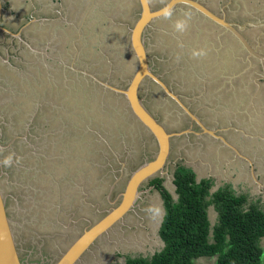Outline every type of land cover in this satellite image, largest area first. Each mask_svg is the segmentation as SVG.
<instances>
[{"label": "rangeland", "instance_id": "rangeland-1", "mask_svg": "<svg viewBox=\"0 0 264 264\" xmlns=\"http://www.w3.org/2000/svg\"><path fill=\"white\" fill-rule=\"evenodd\" d=\"M74 1H66L60 14L54 11V15H60L63 21L69 22L61 25V31L69 29L68 33L65 30L60 34L59 31V35L66 37L58 36L55 41L59 42L60 49L67 46L78 48L77 52H70L74 54L73 62L79 64L77 68L86 67L87 71L100 74L116 87L125 88L136 66V59L130 52L129 34L139 16V2ZM166 1L151 0V4L155 9ZM178 7L181 12L190 11L179 4L176 12ZM70 11L71 18H66ZM239 13L242 14V10ZM168 19H155L143 34L152 71L165 79L174 93L185 97L186 105L192 112L199 113L207 128L213 129L217 136L223 131L235 151L229 146H222L217 137L201 131L196 122V126L190 127L191 121L182 108L146 78L140 86L139 97L165 129L176 132L191 128L199 133L186 132L170 139L169 163L165 166L166 174L161 177L162 184L176 197L173 171L178 165L185 166L194 171L197 180L210 178L211 191L229 186L236 194L245 195V207L256 204L264 209V71L259 75V68L249 62L250 65L237 66L241 67L243 78H202L201 72L207 73L215 68L218 61L224 60L226 52L230 57L232 50L236 54V47L229 39L230 32L219 31L215 25H199V29L187 28L181 33L175 29L177 14ZM183 20L187 21L188 26L192 24V18L185 17ZM229 21L239 24L253 22V25L259 23ZM251 46L256 47V44ZM200 50L206 55L193 56L194 51ZM245 53L247 61L253 59L250 55L249 58L247 51L241 52V57ZM72 54H68L69 62L64 57L55 67L60 80L55 94L50 87L44 89L46 81L49 86L45 78H50V73L43 72L39 66L31 68V73H37L35 76L39 78H23L25 68L20 69L19 75L8 68L2 67L1 70V73L9 76L0 78V87L1 80L4 83L3 89L0 88V116L6 115L8 119L5 120L10 121L11 129L17 134L23 131L21 129L26 126L27 119L34 115L37 122L42 119L54 124L57 122L51 118L53 112H59L62 123L66 116L78 113L76 136L71 130L64 134L65 130L58 127L61 134L50 133L49 140L45 135L41 136L32 146V155L21 145H18L19 150L16 149L8 139L12 132L0 127L2 139L5 140L2 144L8 143L7 149L0 148V160L14 154L12 166L5 167L0 163L3 188L5 194L19 197L16 200L22 203L17 209L9 195V209L16 233L19 226L27 235L31 233L26 224H21L24 220L21 216L29 210L27 207L31 203L40 204L35 192H42L44 201L35 208L32 219L28 217L27 221L33 222L36 232L44 231L48 225L51 229L58 228L54 230L58 235L53 234L45 241L40 239L43 244L41 250L34 241L26 240L25 246L22 236L17 237L24 245L23 250L26 251H23V258L28 264H53L84 226L96 221L107 209L117 204L119 193L123 191L130 173L145 160L152 159L157 150L153 137L140 126L123 95L103 90L80 70L72 71ZM190 65L197 66L196 70L202 67L195 78L191 76ZM227 68L233 72L231 66ZM245 70L249 73H244ZM232 72L229 71L227 75L232 77ZM74 78H79V86L72 93ZM231 120L236 122L234 126L231 125L234 127H231L232 131L228 130ZM69 122L72 124V119ZM108 145L111 147L108 148ZM93 159L96 163L92 162ZM159 175L157 173L155 176ZM117 177L120 179L109 197L114 201L112 203L108 201V194ZM150 180L140 185V197L133 210L97 239L76 264H125L126 256L150 258L162 247L158 230L164 214L163 199ZM23 205L25 209H22ZM152 205L159 207V215L148 213L147 209ZM207 213L213 225L218 215L212 204L208 206ZM55 218H60V222H55ZM28 224L31 226V223ZM259 243L262 248L260 264H264V237ZM32 246L35 250L30 255L32 259H27ZM214 260V257H200L195 264H213Z\"/></svg>", "mask_w": 264, "mask_h": 264}, {"label": "water", "instance_id": "water-1", "mask_svg": "<svg viewBox=\"0 0 264 264\" xmlns=\"http://www.w3.org/2000/svg\"><path fill=\"white\" fill-rule=\"evenodd\" d=\"M138 2L140 6V13L130 29L129 34L130 52L136 59V66L132 76L129 81H127V86L125 88H119L106 80L98 78L96 74L87 71V69L78 68L76 70H80L86 78L89 76L91 81L93 80L95 85H101L103 90H111L117 95H123L135 119L138 121L140 126L153 137L157 145V150L152 159L147 161L145 160L130 173L123 191L119 193V200L117 204L107 209L97 221L89 224L82 231V233L69 244V246L60 254L53 264H76L84 252L87 251L97 239H99L104 233L108 232L116 222L121 221L128 212L133 210L136 205V201L140 197V185L148 179L155 177L157 173L161 174L159 177L166 174L167 167L165 168V166L169 163L168 156L170 154V139L173 136L181 135L186 132H195L191 128H187L182 131L168 132L157 120V118L153 116V114L143 104L142 98H140L138 94L140 86L146 78L155 82L164 95L172 98L182 108V112L192 121H195L202 131L219 138L224 142V144L231 147L235 151V148L223 136H217L213 132V129L207 128L200 118L192 112L185 103L182 102L179 96L160 79V76L158 77L152 71L151 66L149 65L143 34L152 21L164 17L162 14L163 9L170 7L173 10L178 3L186 4L187 7L194 9L201 17L208 18L210 21L222 27L225 31L230 32L240 46L248 52V56L250 55L252 58H256L264 65V54L258 50L257 44L256 47L251 46L252 44L243 35L244 29L250 24L253 25V22H244L239 24L229 21L223 15L215 13L198 0H168L164 5L156 9L151 8L150 0H138ZM249 62H251V59ZM195 133L199 134L198 132ZM108 147L111 146L108 145ZM119 179L120 177H117L113 186L110 188V192L108 194L109 202H114L111 201L109 197L114 185ZM0 264H25L9 205L5 194L3 193L1 183Z\"/></svg>", "mask_w": 264, "mask_h": 264}, {"label": "crops", "instance_id": "crops-1", "mask_svg": "<svg viewBox=\"0 0 264 264\" xmlns=\"http://www.w3.org/2000/svg\"><path fill=\"white\" fill-rule=\"evenodd\" d=\"M201 1H204L209 6V8L213 10L214 12L218 13L219 15L225 16L227 20H233V21L235 20L237 22L239 21L244 22L245 20L258 21L259 23L257 25H251V24L248 25L244 29L243 35L247 38V40L251 44H257L258 50L264 54V0H253V1L251 0H201ZM58 5L59 3L55 2L54 0H0V78H8L9 76V75H5L1 73L2 67L8 68L13 73H16V75H19L20 68L18 69V67H24V66H21L22 62L26 66H29L31 68H34L35 66L38 67L40 65L39 68L41 70H44L43 72L49 71L50 73L49 77L53 78L49 68H51V66H54L53 64H56L55 66H58L59 60L63 61L62 58L66 57L65 55L66 52L68 51L77 52L78 51L77 47L71 48L69 46H67L66 49H60L59 42L55 41L58 36H63V35H59V31L62 30L61 25L62 24L65 25L69 23V22L63 21L60 15H54L55 14L54 11L57 12L58 10H60L58 9L59 8ZM184 7L188 8L190 11L182 10L181 12V10L178 7L179 10H177L176 12L175 10L177 8L176 6L173 9V14L174 13L177 14V20H183L185 19V17L192 18V21H191L192 24H190L187 27L188 29L190 30L199 29L198 28L199 25H204L207 27L211 25H215V29L219 28V31L222 30L224 32L223 28H221L219 25L215 24L214 22L210 21L208 18L201 17L200 15L197 14L196 11H193L191 8L185 5ZM240 10H242V14L239 13ZM160 19H166V18L162 17L156 20H160ZM166 20H169V19H166ZM62 32L63 31H61L60 34ZM4 35H7L8 41H4ZM48 35L49 37L51 36L50 39L48 38ZM13 37H17L18 39L15 40L13 39ZM43 38H45V42H46L44 46L42 44ZM229 39L232 41L231 43L232 46L236 47L235 49L236 54L234 53V50H232L231 57H230L229 54L226 52L224 56V60L218 61L215 68L210 69L207 73L201 72L202 78H233V77L234 78L237 77L238 79L243 78L242 69H239L241 67H237V66L241 64H245V63H248L250 65L249 61H247L246 59V53L244 54V57H241L240 55L241 52L243 51L246 52V51L240 46V44L234 39V37L231 34H230ZM49 40H52L53 42ZM70 45L72 46V43H70ZM50 59L53 60V63L48 62ZM73 59H74V54H72V64H73ZM253 63H254L253 67L259 68L260 73L258 74L261 75L262 72L264 71L263 69L264 65L260 63V61H258L256 58H253L251 60V64ZM227 66H231L233 68V72L230 69H228ZM14 67L17 70L14 69ZM234 67L236 69H234ZM83 69H86V67ZM72 71H73V67H72ZM229 71L232 72V77H229L227 75ZM23 73H24L23 78L38 77V75L35 76L37 73H35L34 75L32 73L29 74L27 72V69ZM244 73H249V72L248 70H245ZM196 76H197V73L195 74V77ZM254 76H257V73H254ZM54 78H57V77H54ZM87 78H89V76ZM1 82L2 84L0 88L3 89V84H4L3 80H1ZM252 82L254 83L255 81L252 80ZM31 89L33 90L32 87ZM3 117H4L3 115L0 116V120L3 119ZM235 123H236L235 120H231L229 126L227 124L228 128L230 129L232 127L234 129L233 126L235 125ZM7 124L9 128L13 127L12 124L11 126H10V123H7ZM21 130L23 131L17 134L16 131H13L11 129L12 134H11V137L8 139L10 140L12 145L16 146V149L18 150H19L18 145H21L22 147H26V145L34 146L36 143L31 142L29 139H27L26 132L28 130V127L24 126L23 129ZM2 138H3L2 134L0 133V148L8 147V143L6 145L2 144V142L5 141ZM92 162L96 163L94 159L92 160ZM0 163H3V162H1L0 160ZM1 172L3 171H0V174ZM35 196H37L40 200L39 202L40 204H38V206L41 205L44 201L43 193L35 192ZM17 198L15 196L14 197L15 200L13 198L11 199L15 201L13 203V206L17 207V209L18 208L20 209L22 203L19 202V200H16ZM60 199L61 198H59V200ZM47 203L51 204V202H47ZM38 206L37 204L33 205L31 203L30 207H27L29 209L28 211H26L28 212L27 215L25 212V214L21 216L24 218L21 224L23 225L26 224L27 227H29V230H31L30 231L31 233L27 235L26 232L23 231L22 229L23 227L21 228L19 226V229L17 231L18 234L17 233L16 234L18 238H21L22 236L23 238L22 240H24L22 242L25 244V246H26V240L34 241L35 243L38 244L39 246L38 250H39L43 246L42 241H45V239H50L51 235L53 234L58 235L57 231L54 232V230L55 229L57 230L58 228L51 229V227H49L50 225H48L46 229H43L44 231H42V229L38 230L37 232L34 231L35 229L32 226L33 222H28L27 218L31 217V214L33 215L35 208H37ZM22 209H25L24 205L22 206ZM59 219L55 218V222L57 221L60 222ZM28 223H31V226H29L30 224ZM43 232L45 233L39 234ZM18 241H19L22 253H23V251H26V250H23L24 245L23 243L20 242V239H18ZM34 251H35L34 246H32L31 249L28 250L29 255H26L27 259L28 258L32 259L30 255Z\"/></svg>", "mask_w": 264, "mask_h": 264}, {"label": "trees", "instance_id": "trees-1", "mask_svg": "<svg viewBox=\"0 0 264 264\" xmlns=\"http://www.w3.org/2000/svg\"><path fill=\"white\" fill-rule=\"evenodd\" d=\"M150 182L160 192L164 214L158 234L162 247L150 258L128 257L125 264H195L200 257H214L213 264H260L264 237V209L245 207V195L229 186L211 191L210 178L196 179L191 168L173 171L176 197L159 176ZM212 204L217 221L211 225L207 208Z\"/></svg>", "mask_w": 264, "mask_h": 264}, {"label": "flooded vegetation", "instance_id": "flooded-vegetation-1", "mask_svg": "<svg viewBox=\"0 0 264 264\" xmlns=\"http://www.w3.org/2000/svg\"><path fill=\"white\" fill-rule=\"evenodd\" d=\"M55 2H57V3H59V5H58V9H60V10H58V14H60V11L64 8V4L66 3V1H68V0H54ZM70 1V0H69ZM168 1V0H167ZM166 1V2H167ZM199 2H201L202 4H204L206 7H208L209 8V6L204 2V1H201V0H198ZM72 2H75L74 0H72ZM179 4H181V3H178L176 6H179ZM183 5H185L186 6V4H184L183 3ZM175 6V7H176ZM151 8L153 9V7L151 6ZM210 9V8H209ZM193 11H195L194 9H192ZM213 11V10H212ZM140 13V12H139ZM216 13V12H215ZM72 15V12L70 11L69 12V14H68V12H67V15H66V18L68 17V18H71L69 15ZM218 14V13H217ZM225 17V16H224ZM138 18V17H137ZM68 27V26H67ZM66 28V27H65ZM66 30V29H65ZM65 30L63 31V32H65ZM69 32V29H67L66 30V32L65 33H68ZM72 34H74L73 32H72ZM67 35H69V34H67ZM62 37V36H61ZM63 37H66V35H63ZM8 37L6 36V35H4V41H8V39H7ZM43 40V42H42V44H43V46L46 44V42H45V38H43L42 39ZM5 47H6V45H5ZM70 52H72V51H69V55L70 54H72V53H70ZM63 56H64V54H63ZM66 58H67V61L69 62V60H68V52H66ZM49 63L51 62V63H53V60L52 59H50L49 61H48ZM12 64V63H11ZM38 64H39V62H38ZM54 66H51V68H49V70L51 71V75H52V77L53 78H45V80L47 79L48 81H49V86H47V81H46V87L44 88L45 90H48V87H50L51 88V90L50 91H52L54 94L55 93H57V91L58 90H56V87H60V80H59V78H54V77H58L57 75H56V71L57 70H55V67H58V66H55L56 64H53ZM21 66H24V67H18V68H20V69H24L25 67H26V69H27V72L29 73V74H31V72H32V69H31V67H29V66H26L23 62L21 63ZM77 66H79V64L78 63H75V62H73V70H76V69H78L77 68ZM39 67H40V65H39ZM196 67L197 66H195V65H190V70H191V76L193 77V78H195V73L197 72V71H200L201 69H202V67H198L197 68V70H196ZM43 69V68H42ZM70 69V68H69ZM68 69V70H69ZM41 70V69H40ZM71 70V69H70ZM42 71H44V70H42ZM96 76L98 77V78H102V80H104L103 78L104 77H102L100 74H96ZM68 79V78H67ZM163 82H165V84H167V86H169L168 85V82H166V80L165 79H163V78H160ZM145 81V80H144ZM151 81V80H150ZM153 82V81H152ZM155 83V82H154ZM156 84V83H155ZM99 85V84H98ZM78 86H79V78H74L73 79V92L72 93H74V92H76L77 91V89H78ZM99 86H101V85H99ZM156 86L159 88V86L156 84ZM61 87H63V86H61ZM169 88L171 89V90H173L170 86H169ZM160 89V88H159ZM114 93V92H113ZM176 93V92H175ZM138 94H139V91H138ZM178 96H179V98L182 100V102L183 103H185V104H188V103H186V100H185V97L184 96H181L180 94H178ZM144 104V103H143ZM189 107V106H188ZM53 108V107H52ZM189 109L191 110V108L189 107ZM199 118H200V116H199V113H195ZM59 117L61 118V116H60V114H59V112L57 113V112H53L52 113V116H51V118L53 119V120H55L57 123H54V124H51V123H49V122H47L46 120H40V122H37V120L35 119V115L31 118H28L27 119V123H26V126L28 127V130H27V132H26V135H27V139H29L31 142H34V143H37V141H38V139L39 138H41V136H43V135H45V137H46V139L47 140H49V138L51 137V134L50 133H53V134H58L59 133V130H58V127L59 128H61V129H64L65 131H64V134L66 133V134H68V131L69 130H71L72 131V133H74V136H76V134H77V132H78V126H79V121H78V113H76L75 112V115H71V116H66L65 117V122L64 123H62V121L59 119ZM189 118V117H188ZM8 119V118H6V115L3 117V119H1L0 121V127L2 128V127H5L7 130H10L11 131V128H9L8 127V124L7 123H10V121L8 120V121H6V120ZM71 119H72V124H70V122L69 121H71ZM190 119V118H189ZM200 120H201V118H200ZM190 121H191V123H190V127H192V126H196V124H195V121H192L191 119H190ZM202 121V120H201ZM202 122H204V120L202 121ZM52 123H53V121H52ZM10 126H11V124H10ZM197 126H198V124H197ZM199 127V126H198ZM47 128H50L52 131L51 132H49L48 130L49 129H47ZM200 128V127H199ZM43 129H47L45 132H42L43 131ZM200 130H201V128H200ZM230 131H232V129L230 128L229 129ZM202 131V130H201ZM33 132H36V133H33ZM1 133V132H0ZM45 133V134H44ZM61 133H59V135H60ZM216 134V133H215ZM217 135V134H216ZM221 136H223L225 139H227L228 141H229V138H227V136H225V134L223 133V131H221V134H220ZM40 136V137H39ZM213 137H215V136H213ZM216 138V137H215ZM219 139V138H218ZM42 140H44V139H42ZM219 141H220V143H221V145L222 146H227L226 144H224V142L222 141V140H220L219 139ZM231 141V140H230ZM229 141V142H230ZM228 147V146H227ZM4 148H8V147H4ZM29 152V154L30 155H32L31 153L33 152L31 149H32V146L31 145H26V147H25ZM109 148V147H108ZM39 156H41V155H39ZM1 162H3V161H1ZM1 178H2V173L0 174V183H1V187H2V190H3V193L5 194V190H4V188H3V183H2V180H1ZM150 179H152V178H150ZM150 179H148V180H150ZM9 195H10V199L11 198H13L14 199V197L15 196H13V195H11L10 193H6L5 194V196H6V200H7V203L9 204V202L11 203V201L9 200ZM8 196V197H7ZM111 196V195H110ZM17 198V197H16ZM13 199H12V202L14 203L15 201H13ZM13 205V204H12ZM103 215V214H102ZM98 220V219H97ZM96 220V221H97ZM95 222V221H94ZM93 221L92 222H90V223H88V224H92V223H94ZM87 224V225H88ZM87 225L86 226H84V228L82 229V231L87 227ZM82 233V232H81ZM81 233H79V234H81ZM78 234V235H79ZM78 235L76 236V237H78ZM62 253V252H61ZM23 254V253H22ZM25 264H28V262L26 261L25 262Z\"/></svg>", "mask_w": 264, "mask_h": 264}, {"label": "clouds", "instance_id": "clouds-1", "mask_svg": "<svg viewBox=\"0 0 264 264\" xmlns=\"http://www.w3.org/2000/svg\"><path fill=\"white\" fill-rule=\"evenodd\" d=\"M162 14L164 16V18L168 19L171 18V16L173 15V10L169 7V8H165L162 10ZM187 21L186 20H177L175 23V29L178 32L183 33L184 31L187 30ZM206 55V52H204L203 50L200 51H194L193 52V56L195 57H199V56H203ZM13 157L14 154H9L8 156L5 157V159L3 160V164L5 167H10L13 164ZM148 213L150 215H159L160 214V209L158 206L152 205L149 206V208L147 209Z\"/></svg>", "mask_w": 264, "mask_h": 264}]
</instances>
